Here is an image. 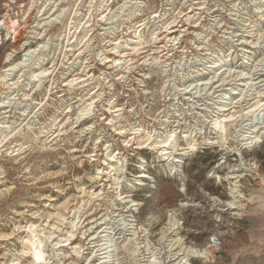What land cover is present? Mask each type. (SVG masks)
<instances>
[{
	"label": "rangeland",
	"instance_id": "obj_1",
	"mask_svg": "<svg viewBox=\"0 0 264 264\" xmlns=\"http://www.w3.org/2000/svg\"><path fill=\"white\" fill-rule=\"evenodd\" d=\"M0 106V264H264V0H0Z\"/></svg>",
	"mask_w": 264,
	"mask_h": 264
},
{
	"label": "bare ground",
	"instance_id": "obj_2",
	"mask_svg": "<svg viewBox=\"0 0 264 264\" xmlns=\"http://www.w3.org/2000/svg\"><path fill=\"white\" fill-rule=\"evenodd\" d=\"M212 2V1H211ZM17 22V21H16ZM18 24V23H17ZM16 24L14 23V27L13 28H16V26H15ZM18 26H19V24H18ZM17 30V29H16ZM174 32V31H173ZM14 34V33H13ZM15 35H16V38H17V35H18V32L17 33H15ZM42 38H40V40H41ZM163 40V41H162ZM161 41H160V43L159 44H163V42H165L164 40H166L165 39V37H164V39H162ZM166 44V43H165ZM172 47V46H171ZM162 50L163 51H161L160 53H164L166 50L167 51H169V48H168V46L167 45H163L162 46ZM15 52H18L19 51V47H13L12 48ZM176 50V49H175ZM180 53V52H179ZM172 55V54H171ZM163 56V55H162ZM168 56V55H167ZM164 58V57H163ZM169 59H170V57H169ZM6 64H7V61H6ZM53 71V70H52ZM51 70H47V72H46V74H48L49 76L51 75L52 77H53V72H52ZM54 82V81H53ZM224 85V84H223ZM64 87H67V86H64ZM53 89V88H52ZM51 89V90H52ZM257 106H259V102H258V104L255 106V107H257ZM0 107H2V106H0ZM4 107V106H3ZM254 107V108H255ZM227 110V109H226ZM9 111V110H8ZM147 141H148V143L151 141V137H149L148 139H147ZM171 142V138H168V140H167V142L166 143H170ZM141 145V144H140ZM149 145H151L150 143H149ZM251 147V146H250ZM145 148V147H144ZM144 178H147V176H145V175H138L137 176V179H144ZM103 180H104V176L103 177H101V175H98L97 177H95L94 179H93V183L94 184H100L101 182H103ZM137 185H143V183H142V181L140 180V181H138L137 182ZM131 187V186H130ZM121 229V228H120ZM35 231V230H34ZM27 249H28V252L30 253V255H31V257H32V261H33V263L34 264H38L39 262H40V260H42L45 256V249H44V247H43V243L40 241V239H38V237L36 236V235H33L32 234V237H31V239H30V242H29V244H28V246H27ZM173 251V250H172ZM104 253V252H103ZM102 254V253H101ZM144 254V253H143ZM147 254V253H146ZM197 254V253H196ZM177 257V256H176ZM73 258V260H74V262H77L75 259H74V257H72ZM148 258V257H147ZM173 258V257H172ZM12 262V261H11Z\"/></svg>",
	"mask_w": 264,
	"mask_h": 264
},
{
	"label": "built area",
	"instance_id": "obj_3",
	"mask_svg": "<svg viewBox=\"0 0 264 264\" xmlns=\"http://www.w3.org/2000/svg\"><path fill=\"white\" fill-rule=\"evenodd\" d=\"M12 40H13V42H16V36H15V34H13Z\"/></svg>",
	"mask_w": 264,
	"mask_h": 264
}]
</instances>
